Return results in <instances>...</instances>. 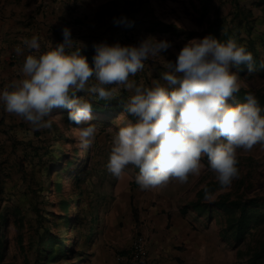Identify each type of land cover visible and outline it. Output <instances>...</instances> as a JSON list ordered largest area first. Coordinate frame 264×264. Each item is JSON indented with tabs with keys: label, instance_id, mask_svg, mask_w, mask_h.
<instances>
[{
	"label": "rangeland",
	"instance_id": "rangeland-1",
	"mask_svg": "<svg viewBox=\"0 0 264 264\" xmlns=\"http://www.w3.org/2000/svg\"><path fill=\"white\" fill-rule=\"evenodd\" d=\"M74 4L86 10L74 24L88 31L83 55L90 65L94 43L137 45L148 36L166 39L171 47L161 55L174 62L188 40L207 35L222 42L236 39L255 61L253 72L246 66L233 69L240 77L239 93H254L264 108V0H74ZM121 17L131 26L114 23ZM161 71L162 66L150 60L133 79L150 84L160 79ZM239 93L230 105L246 102L237 97ZM129 95L118 91L104 104L86 97L103 108H92L89 123L97 124L99 132L88 149L79 144L80 125L69 122L68 110L62 108L54 109L51 131L32 132L21 122L10 135L1 133L0 264H98L116 216L134 222V235L140 229L164 235L172 217L182 216L191 243L179 247L191 248L193 264H264V146L240 152L239 176L228 188H220L205 158L200 175L190 177L187 184L171 181L166 187L142 191L135 183L138 169L129 166L117 179L106 168ZM82 96L86 93H77ZM220 202L228 206L217 208ZM197 207L203 212L197 213ZM242 207L250 213L249 228L236 236Z\"/></svg>",
	"mask_w": 264,
	"mask_h": 264
},
{
	"label": "clouds",
	"instance_id": "clouds-1",
	"mask_svg": "<svg viewBox=\"0 0 264 264\" xmlns=\"http://www.w3.org/2000/svg\"><path fill=\"white\" fill-rule=\"evenodd\" d=\"M114 23L131 26L126 17ZM62 36L61 43H50L44 52L38 36L22 40L15 52L29 54L19 78L0 91V105L32 132L51 131L54 109H67L68 121L80 125V146L88 149L99 132L97 124L89 123V98L110 101L118 91L128 92L106 164L113 177L119 179L132 166L138 169L135 183L142 191L171 181L183 185L200 175L206 158L220 188H228L239 176L240 152L264 146V108L256 95L249 92L246 102L229 104L241 89L233 69L255 71L252 53L236 39L222 42L207 35L188 40L174 62L161 55L171 47L166 39L148 36L137 45L94 43L90 65L82 55L86 46L73 39L69 27L62 28ZM150 60L162 66L160 79L137 82L133 77ZM78 92L86 96L77 97ZM204 193L208 199L207 187Z\"/></svg>",
	"mask_w": 264,
	"mask_h": 264
},
{
	"label": "crops",
	"instance_id": "crops-1",
	"mask_svg": "<svg viewBox=\"0 0 264 264\" xmlns=\"http://www.w3.org/2000/svg\"><path fill=\"white\" fill-rule=\"evenodd\" d=\"M78 5L74 4V0H0V91L19 78V68L29 53L17 55L15 48L22 46L24 38L38 36L41 52H44L50 43L55 46L63 41L62 28L67 26L73 39L85 45V40L90 39L86 36L88 31L74 24L77 16L86 12L84 7ZM85 49H82V55ZM21 122L20 118L5 112L3 105H0V135H10L12 127ZM171 222L170 231L164 232V235L162 231L151 233L146 230L151 236L153 264H193L191 248L184 250L179 247L183 242L187 245L191 243L185 219L173 216ZM133 223L128 217L116 216L100 248L98 264H121L120 257L129 249L134 235ZM158 224H162V220Z\"/></svg>",
	"mask_w": 264,
	"mask_h": 264
},
{
	"label": "built area",
	"instance_id": "built-area-1",
	"mask_svg": "<svg viewBox=\"0 0 264 264\" xmlns=\"http://www.w3.org/2000/svg\"><path fill=\"white\" fill-rule=\"evenodd\" d=\"M150 247L149 232L144 229L138 230L133 235L129 249L120 257L121 264H153Z\"/></svg>",
	"mask_w": 264,
	"mask_h": 264
},
{
	"label": "trees",
	"instance_id": "trees-1",
	"mask_svg": "<svg viewBox=\"0 0 264 264\" xmlns=\"http://www.w3.org/2000/svg\"><path fill=\"white\" fill-rule=\"evenodd\" d=\"M223 38H221L222 40ZM242 67V66H241ZM239 99H241V101L245 100L244 97L245 95L243 93H239V95L237 96ZM98 104H104L103 100L102 101H98ZM93 104V103H92ZM98 104H93V109H103L101 108ZM66 205V204H65ZM253 205V204H252ZM251 205V206H252ZM228 206V204L226 202H220L217 203L216 207L217 208H226ZM203 212V208L202 207H197V213H201ZM97 213H95L96 215ZM250 213L248 212V209H246V207H242V211H241V215L240 218L238 219V221L236 222V231H235V235L236 236H240L242 235L248 228H249V221H248V217H249ZM1 219L4 217V214H0ZM93 223H91L92 225ZM94 230V227L93 229ZM91 230V231H92Z\"/></svg>",
	"mask_w": 264,
	"mask_h": 264
}]
</instances>
